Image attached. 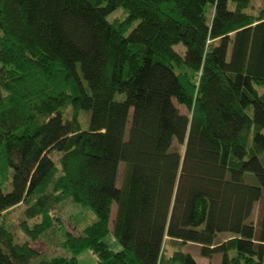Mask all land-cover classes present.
Returning <instances> with one entry per match:
<instances>
[{
    "label": "trees",
    "instance_id": "16d2710c",
    "mask_svg": "<svg viewBox=\"0 0 264 264\" xmlns=\"http://www.w3.org/2000/svg\"><path fill=\"white\" fill-rule=\"evenodd\" d=\"M251 2L0 0V176L14 170L12 190L0 185V264H32L69 198L97 220L66 233L69 256L39 264L85 251L99 264H201L189 244L264 264V6L248 13ZM20 205L17 243L4 218Z\"/></svg>",
    "mask_w": 264,
    "mask_h": 264
},
{
    "label": "rangeland",
    "instance_id": "374dc122",
    "mask_svg": "<svg viewBox=\"0 0 264 264\" xmlns=\"http://www.w3.org/2000/svg\"><path fill=\"white\" fill-rule=\"evenodd\" d=\"M264 6V0H252L250 7L246 10L248 13L257 14L259 10ZM126 17L125 9L120 8L115 13L110 15L109 19L111 21H122ZM180 52H183L184 45L177 47ZM260 94H264V84L255 85ZM118 100H125V94H118ZM67 114L70 115L71 109H68ZM82 121L84 123V129L87 130L90 127V113L84 111L82 113ZM58 152H55V159L58 158ZM264 162V154L261 156ZM124 166V165H123ZM14 176V170H10L7 177L0 176V185L5 192H10L12 190V180ZM245 180L249 184L258 185L259 181L254 174L247 173L245 175ZM259 203L255 205L253 215L250 220L256 221L259 218L260 209ZM26 209L25 205H20L9 212L4 218V223L12 225V229L16 235V242L22 243L28 240V236L25 232L20 229L19 224L25 217L24 211ZM117 213V205L113 206L112 221L114 220ZM52 217L57 219L55 226L50 229L47 233L42 235L38 240L32 242V246L39 253L32 264H39L41 261L51 260L56 256L70 255V253L63 248L64 242L66 240V233L71 232L75 236H80L84 229L97 220L96 213L90 208H84L73 202L72 199H66L60 201L55 208L52 210ZM33 221L31 220L30 223ZM228 233H221L218 236V242H222L229 238ZM109 246L117 250L120 248L117 240L114 236H108L106 238ZM174 249L167 245L166 253L170 254ZM200 247L196 244H189L185 247L186 252H191L198 263L205 264H220L221 255H215L213 258H204L200 254ZM79 264H99L98 257L94 255L91 251H85L79 256Z\"/></svg>",
    "mask_w": 264,
    "mask_h": 264
},
{
    "label": "crops",
    "instance_id": "0c3cea01",
    "mask_svg": "<svg viewBox=\"0 0 264 264\" xmlns=\"http://www.w3.org/2000/svg\"><path fill=\"white\" fill-rule=\"evenodd\" d=\"M119 249V248H118ZM203 264H205V263H203Z\"/></svg>",
    "mask_w": 264,
    "mask_h": 264
}]
</instances>
